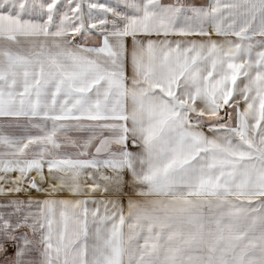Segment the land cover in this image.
Instances as JSON below:
<instances>
[{"label":"snow or ice","instance_id":"6c2138e0","mask_svg":"<svg viewBox=\"0 0 264 264\" xmlns=\"http://www.w3.org/2000/svg\"><path fill=\"white\" fill-rule=\"evenodd\" d=\"M0 264H264V0H0Z\"/></svg>","mask_w":264,"mask_h":264},{"label":"rangeland","instance_id":"374dc122","mask_svg":"<svg viewBox=\"0 0 264 264\" xmlns=\"http://www.w3.org/2000/svg\"><path fill=\"white\" fill-rule=\"evenodd\" d=\"M164 2H167V0H164ZM201 2H205V0H201Z\"/></svg>","mask_w":264,"mask_h":264}]
</instances>
